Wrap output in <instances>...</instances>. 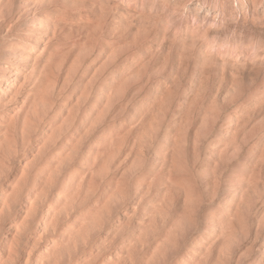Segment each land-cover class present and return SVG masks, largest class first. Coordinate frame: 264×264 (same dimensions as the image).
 <instances>
[{"label":"rangeland","instance_id":"obj_1","mask_svg":"<svg viewBox=\"0 0 264 264\" xmlns=\"http://www.w3.org/2000/svg\"><path fill=\"white\" fill-rule=\"evenodd\" d=\"M0 264H264V0H0Z\"/></svg>","mask_w":264,"mask_h":264}]
</instances>
